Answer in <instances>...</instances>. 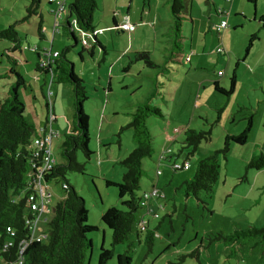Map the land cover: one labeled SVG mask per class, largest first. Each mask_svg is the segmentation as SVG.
Here are the masks:
<instances>
[{"label":"rangeland","instance_id":"obj_1","mask_svg":"<svg viewBox=\"0 0 264 264\" xmlns=\"http://www.w3.org/2000/svg\"><path fill=\"white\" fill-rule=\"evenodd\" d=\"M30 1L0 0V31L20 21L25 16V9ZM161 1L163 4L159 8L157 0H97L95 23L101 24V28L113 26V17L119 14L124 18L132 6L134 20L139 22L143 17V27L139 30L146 32L143 38L144 50L152 51L161 60L167 52L166 49L170 47L172 38V28L169 30L170 34L167 28L172 22L171 12L165 6V0ZM41 4L44 16L50 18L48 12L55 10L56 4H50L48 0H41ZM219 9H223L224 13L228 14L220 15ZM157 14L160 15L159 31L151 24L152 16ZM105 17L108 19V24L104 21ZM263 17L264 0H234L230 3L227 0H188V11L185 14L182 30L180 64L174 63L176 72H173V78L176 79L166 77L162 80L165 85L160 86V94L155 93L154 105L167 115V119L152 118L148 121L154 136L156 152L152 158L144 160L148 176L141 180V184L144 190H151L153 180H157L160 171L158 187L165 192V197L150 200L152 214H148L144 208L138 215L139 218L149 220L151 228L155 229L158 226L159 228L151 253H148L143 242L145 233H142L140 243L136 233L133 234L135 248L132 264H167L181 254H188L194 250L199 251V257L188 258L185 264H264V240L260 237L243 242L234 249L223 243L211 242V238L219 233L231 235L238 230L264 226V171L246 170L248 161L252 157L260 153L264 154ZM221 20L227 22L228 28L218 33L217 25ZM39 22V17H33L30 24H21L17 27L21 35L27 39H24L22 53H16L20 65L18 70L27 81L26 89L23 87L19 89V98L26 109L25 117L38 129L46 125V121L51 116V111L46 106L48 100L46 96L49 95L52 80L51 76L46 80L42 77L40 82L33 79L34 74H37L34 71L36 54L33 55L32 63L28 65L22 64V60H25L23 53L30 54L35 43L42 46L46 44L48 47L51 45L52 35L47 41L41 40L38 35ZM124 35H118L115 29L113 31L105 29V32L100 33V42L104 45L109 42V57L115 55L116 57L113 58L116 59L121 55V51L125 49ZM254 35L258 39L253 41V47H250L247 53L250 39ZM76 36L79 40H84L81 33L77 32ZM63 37L70 46L73 45L70 37L65 35ZM57 40H54V49L58 46L60 50L66 47ZM112 40H115L117 52L112 47ZM88 42L91 46L94 44L93 39ZM4 44L11 46L7 41L0 42V67L8 65V58L4 55L8 52ZM120 46L121 48H118ZM220 47L226 50V55L218 53ZM82 49L83 47L78 43L71 50L69 58L74 65L75 73L85 83L88 100L83 104V109L89 116L90 149L94 153L89 161L79 154V161L85 162V174L69 173L67 179L86 202L89 212L88 224L98 228L97 232L90 234L92 252L87 262V264H97L101 247L113 248L112 232L103 224L102 215L111 207L124 208L118 197V189L108 186L106 181L120 183L123 178L125 169L120 163L136 146L133 141V131L125 126L129 124L137 104L146 101L150 93L157 89L154 80L157 73L138 63L140 69L136 71L132 69L130 78L124 71L127 64L118 66L113 72L110 71L109 63L102 62L105 55L99 47H95L93 57L84 52L83 59L80 58ZM188 57L190 59L192 57L191 64L187 61ZM198 62L200 65H197ZM186 70L195 74L187 75ZM234 70L236 92L230 97L219 94L213 82L220 79L225 86L222 88L229 89ZM219 71L226 76L220 77ZM199 73H205L209 84ZM9 82L12 80H8L7 75L0 78V96L7 91ZM51 88L55 94L57 113V121L54 122L53 129L59 135L53 139L51 150L56 162H60V146L65 135L73 131L74 97L68 83L59 84L55 81ZM198 91L201 94L200 99ZM165 92L168 94L164 101L162 93ZM243 107L246 109L240 110ZM247 114L254 116L250 137L243 146L232 144L227 159L220 160L219 181L215 183L213 191L200 192L198 198L192 196L186 198L183 183L193 178L201 159L223 147L228 132L237 135L243 131ZM158 124H161V127ZM185 126L203 131L212 129L211 141L201 144L193 158L189 159L188 164L191 169L189 172L174 171L170 163L159 165V154L164 145H168L167 147H171L173 152L179 154V163L182 164L188 158L187 148L179 153L184 136L177 135L176 141L174 143L171 141L175 130ZM164 136L168 140L166 143ZM46 186L52 195L51 209L64 197V190L61 184ZM154 213L159 215V219L154 217ZM48 214L49 217L52 216L51 212ZM168 214L170 217H165ZM164 217L165 220L162 222ZM45 221V218L39 221V229H46ZM114 249L116 254L109 264H117V255L124 253L126 247L118 245ZM1 263L3 264L2 258H0Z\"/></svg>","mask_w":264,"mask_h":264},{"label":"trees","instance_id":"obj_2","mask_svg":"<svg viewBox=\"0 0 264 264\" xmlns=\"http://www.w3.org/2000/svg\"><path fill=\"white\" fill-rule=\"evenodd\" d=\"M170 8L174 36L172 51L176 50L180 53L182 51V30L185 14L188 11V0H171ZM40 9L41 0H31L26 6L25 16L20 21H16L0 31V42L7 41L11 45L9 53L22 51L25 37L21 35L17 27L21 24H27L31 18L39 15ZM97 10V0H72L68 5L64 23L60 26V32L66 37H70L73 40V45H67L61 51L56 52L58 55L55 58L53 57L55 53L52 50L41 52L39 48H35L39 60L36 62L34 71L39 76H43L45 80L51 76L53 83L55 81L59 84L68 83L72 88L74 97V101H72L74 109L73 131L71 134L65 135L62 146H60L61 161L56 162L53 168L47 170L41 178L43 185L61 184L64 197L59 199L51 209L49 207L52 216L47 217V221H45L46 229L38 230L35 235L30 221H36L39 214L31 209L33 201L30 197H34V199L38 197L36 194L38 191L36 187L37 176L45 160L43 150H37L33 146L39 129L25 117L26 109L19 98V89L22 87L26 89L27 81L16 71L18 65L14 59L4 54L8 58L9 72L14 75L16 81L8 89V96L0 100V258H2L3 264H87L89 254L92 252L90 234L97 232L98 228L88 224L89 212L86 208V202L67 179L69 173L85 174V162L79 161V154L86 161H89L94 153L90 149L89 116L83 109V104L88 100L84 88L85 83L75 73L74 65L69 56L73 47H76L78 43L83 47L80 53L81 59H83L84 52L93 57L95 47H99L104 55H107L108 51L102 46L96 34L95 12ZM219 14L223 16L228 13L219 9ZM38 30L40 37L43 38L40 25ZM77 32L92 36L94 44L90 47L91 49L88 50L82 44L83 40L77 38ZM257 39L256 35L251 37L247 53L249 48L253 47V41ZM45 61L46 64L44 65ZM102 62H104V58ZM133 62H141L145 68L157 71L162 68L151 57V54L145 51L135 53ZM126 70L127 68L124 69V71ZM235 76L234 70L229 89H224L220 87L218 82H214L215 90L221 95L230 97L237 88ZM154 96L155 94L152 93L148 101L137 104L135 111L131 114L132 118L129 124L125 126L128 130L133 131V141L136 146L120 163L125 169L121 182L106 181L108 186L118 189V197L124 208L111 207L102 215L103 224L112 232L111 246L113 248L108 249L102 246L97 264H109L116 254L114 248L118 245H123L126 249L124 253L117 255V264H132V254L135 248V241L132 240L134 233H136L139 243L142 240V233H145L143 242L148 253H151L154 247L159 226L154 229L148 225L145 232H141L138 227L140 223L138 213L142 209V194L146 192L141 180L148 176L147 169L144 167V160L152 158L156 152L154 136L148 126V121L152 118L167 119V115L153 105ZM51 97L46 103L48 110L49 102L53 101ZM253 118V115L248 116L241 133L237 135L228 134L224 138L223 147L220 150L214 151L199 161L193 178L183 183L186 198L191 196L198 198L200 192L211 193L213 191L215 183L219 181L220 160L227 159L232 144L240 146L246 144L252 132ZM181 134L184 136V142L179 153L186 148L189 150L188 158L183 162L185 164L189 162L191 157L193 158L201 144L211 141L212 129L203 131L185 126L175 130V135L171 141L174 143L177 135ZM164 141H168L166 136H164ZM171 158H179V154L174 152L161 164H169ZM158 164H160L159 161ZM252 169L264 171V154L260 153L248 161L246 170ZM160 176L161 172L160 175L157 174V177ZM165 217H170V214ZM165 217L162 222H164ZM42 219L43 217L40 218L41 221ZM43 234L46 235L44 239L39 237ZM256 237L264 240V226L238 230L231 235L219 233L211 238V242L223 243L234 249L241 243ZM197 257H199V251L194 250L188 254H181L167 264H185L188 258Z\"/></svg>","mask_w":264,"mask_h":264},{"label":"crops","instance_id":"obj_3","mask_svg":"<svg viewBox=\"0 0 264 264\" xmlns=\"http://www.w3.org/2000/svg\"><path fill=\"white\" fill-rule=\"evenodd\" d=\"M72 0H68L67 1V4L69 5L70 4V2H71ZM170 1L171 0H165V2H166V7L168 8V10L171 12V8H170ZM234 0H232L231 2H233ZM49 3V2H48ZM132 3H133V1H132ZM51 4V3H50ZM161 4H163L162 3V1L161 0H157V6L160 8V6H161ZM56 8V7H55ZM41 9H42V4H41ZM41 9H40V14L39 15H37V16H34V17H39L40 18V22L37 24V30H38V28H39V25H40V28H41V32H42V34H43V38H41V40H43V41H47V40H49L50 39V37H51V35H52V40L50 41V46L48 47L46 44H43V46H42V44H39V43H35V45H34V47H33V49L31 50V52H29L30 54H24V53H26V52H24L23 53V55H24V58H25V60L23 61L22 60V64H24V65H28V64H30V63H32V61H33V55L34 54H36V57H37V59H36V62H37V60H39V57L37 56L38 54H37V52H35V48L37 47V48H39V50L42 52V51H44V50H52L54 53H56V52H59V51H61L60 49H59V46L58 47H55V49H54V44H55V42H54V40H56V39H58L57 41H58V43H62L63 45L62 46H67V45H69V43L67 42V40L63 37L64 35L62 34V32H60V29H61V27H59V28H57L56 30H55V27H54V25H55V20H54V16H53V14H52V11H53V9L52 10H49V12H48V14H49V16H50V18H46L45 16H44V14H43V12L41 11ZM132 13H133V8H132V6H130V10L128 11V12H126V15H125V17L124 18H121V15H119V14H117V16L116 17H113V26H110V25H108V27H106V28H101L102 26H101V24L99 25V23H98V25H96L95 27H96V29H97V31L98 30H100V31H104L105 32V29L107 30V29H109V31H113L114 29L116 30V32H117V34L118 35H121V34H125L124 36H123V39L125 40V42H124V50L123 51H121V55L120 56H118L116 59L115 58H113V57H116L115 55H111L110 57H109V50H108V47H109V42H106L105 44L107 45H104V44H102L101 42V44H102V46L103 47H105V49L108 51L107 52V55L104 57V62L106 61V62H108L109 63V65H110V71H115V68H117L118 66H125L126 64L128 65H126L125 67H124V69L125 68H127V70L125 71L127 74V76H129L130 78L132 77V75L130 74V72L132 71V69H134V71H136V70H138V69H140L139 67H138V63H141V62H133V58H132V55H134L135 56V53H137V52H144L145 50H144V48H143V43H144V40H143V38H144V36H146L145 34H146V32L144 31H142V30H139V28H141V27H143V25H142V23H144L143 22V20H142V18L143 17H141V19H140V21L139 22H141V24H139V22L138 21H136V20H134V17H133V15H132ZM65 18H66V16L64 17V19L61 21V25L64 23L63 21L65 20ZM160 18V15L159 14H157V15H155V16H152V23L151 24H153V26L155 27L154 29H157L158 31L161 29V27H160V25L158 24V19ZM32 19V18H31ZM31 19H30V21L27 23V24H30V22H31ZM104 21L108 24V19L105 17L104 18ZM126 21H128L130 24H131V26L133 27L132 28V30H129V31H122V30H120V27L126 22ZM149 22H151L150 20H149ZM50 24V25H49ZM96 24V23H95ZM60 25V26H61ZM156 25V26H155ZM172 26H173V22H171V24L170 25H168V34H170V29L172 28ZM112 27L114 28L113 30H112ZM173 29V28H172ZM172 29H171V44H170V47L169 48H165L166 50H167V52L164 54V56L162 57L163 59H161V60H159L156 56H155V54L152 52V51H149V52H147V53H150L151 54V57L152 58H154V60L156 61V63L160 66V67H162L161 68V70H160V68L158 69V71L157 70H155L156 71V78H154V80H155V83H156V88L157 89H154L153 91H152V93H159L160 94V86L161 85H165V83H163L162 82V80H165L166 79V77L167 78H169V79H171L172 78V80H175L176 78H173L174 77V71H175V64H180V61H179V59H180V57H181V53H178L176 50H174V51H172V47H173V33H172ZM39 31V30H38ZM127 33V34H126ZM38 35H39V32H38ZM59 37H58V36ZM99 35H100V33H97V38L99 39ZM40 36V35H39ZM57 36V37H56ZM26 39H27V37H26ZM25 39V40H26ZM91 40L92 39V37H90V38H87L86 39V43H87V46H86V48L89 50V49H91L90 47H91V45L89 44V40ZM156 41L158 40V38H156L155 39ZM2 42V41H1ZM111 44H112V47H113V49H114V51L115 52H117V50H116V48L117 47H115L116 45H115V40H112V42H111ZM4 45H6V44H4ZM10 46V45H9ZM6 47H7V52H8V54H6V55H8L11 59H14V61L17 63V65H18V67H17V69H16V71L17 72H19L20 74H21V72L18 70L19 69V60H18V57L16 56V53H18V52H16V53H13V54H11V53H9V49H10V47H8V45H6ZM182 47V46H181ZM118 48H121V46L120 47H118ZM154 49H156V47L154 48ZM225 50V49H224ZM21 52V51H20ZM146 52V51H145ZM22 53V52H21ZM94 54H95V49H94ZM227 54V52H226V50H225V54L224 55H226ZM107 57V58H106ZM113 58V59H112ZM132 58V59H131ZM246 58V57H245ZM119 60V61H118ZM246 60V59H245ZM127 61H128V63H127ZM7 62H8V59H7ZM188 62H190V64H191V62H192V57H191V59L188 61ZM175 63V64H174ZM8 65H2L1 67H0V78H4V76L5 75H7V77H8V80H12V82H9L8 84H7V86H8V89L10 88V86L11 85H13L14 83H15V78H14V75L13 74H10V72H9V69H10V66H9V63H7ZM143 64V63H142ZM144 65V64H143ZM197 65H200V63L198 62V64ZM145 66V65H144ZM198 67H200V66H198ZM149 69V68H148ZM3 70V71H2ZM5 70H7L6 72H8L7 74H6V72L4 73V71ZM151 70H153V69H151ZM176 72V71H175ZM180 72H182V71H180ZM186 72V74L187 75H191L192 73H194L195 74V72H192V71H190V70H186L185 71ZM220 72V71H219ZM220 73H222V72H220ZM199 74H202L201 76L203 77V79L205 80V82L206 83H208L209 84V82H208V79L205 77V73H199ZM22 75V74H21ZM35 76H33L32 78L34 79V80H36V81H38V82H40V80H41V78L43 77V76H39L38 74H34ZM218 75H219V73H218ZM23 76V75H22ZM220 76V75H219ZM223 76H226V74H223L222 76H220V77H223ZM236 77V76H235ZM44 78V77H43ZM171 80V81H172ZM214 82H218L219 83V85H220V87H225L224 86V84H223V82L222 81H220V79H217L216 81H214ZM213 82V83H214ZM46 83V82H45ZM110 83H111V81H110ZM53 84V82L51 83V85ZM51 85H50V87H49V89L53 92V90H52V88H51ZM158 86V87H157ZM237 87V86H236ZM8 89H7V91L3 94V96H0V100L1 99H4V98H6L7 96H8ZM225 89V88H224ZM49 92V91H48ZM236 92V91H235ZM152 93H150V94H152ZM163 94V96H162V99H164V101L166 100V94H168L167 92H165V93H162ZM198 97H199V99H200V92L198 91ZM54 96H55V94H54V92H53V96L51 97L52 98V104H53V113H54V122L55 121H57V118H56V116H57V113H56V108H55V100H54ZM48 99H49V95L47 94V96H46ZM149 97H150V95L146 98V101H148L149 100ZM146 101H144V102H146ZM143 102V101H142ZM152 103H153V105L155 104V96H154V99L152 100ZM243 109H246L245 107H243V108H241L240 110H243ZM250 117L251 115H248L247 114V117ZM246 117V118H247ZM254 117V116H253ZM245 118V119H246ZM253 120H254V118H253ZM54 124V123H53ZM45 126V125H44ZM44 126H42V127H44ZM158 126L159 127H161V124H158ZM239 126V125H238ZM40 128H41V126H40ZM39 128V129H40ZM239 128H241L242 129V127L241 126H239ZM38 129V128H37ZM228 134H233L232 132H228ZM227 134V135H228ZM234 135V134H233ZM164 143H166L165 141H164ZM52 145H53V141H52ZM167 146L168 145H164L163 147H161V149L162 150H160V152H162L163 150H165L166 148H167ZM172 160H173V162H177V163H179V161H178V158H171ZM181 164V163H180ZM160 165V164H159ZM158 165V166H159ZM191 169H189L187 172H189ZM159 178L160 177H158V178H156L157 180H153V186H155L154 188H158L159 189V187H158V180H159ZM154 188H152L151 190H153ZM151 190H148V191H151ZM159 190H161V189H159ZM145 191H147L146 189H145ZM162 191V193H164L165 194V192L163 191V190H161ZM165 196V195H164ZM149 206L151 207V203L149 202ZM42 217L43 218H45L46 219V221H47V217H49V214H44V215H42Z\"/></svg>","mask_w":264,"mask_h":264},{"label":"built area","instance_id":"obj_4","mask_svg":"<svg viewBox=\"0 0 264 264\" xmlns=\"http://www.w3.org/2000/svg\"><path fill=\"white\" fill-rule=\"evenodd\" d=\"M49 3L52 4H56V8L55 10L52 11V14L54 16V20H55V30L57 28L60 27L61 25V21L64 19L65 16H67V10H68V4L67 1L68 0H48ZM232 0H227V2H231ZM132 26L131 24L126 21L121 27L120 29L123 31H128V30H132ZM228 28V24L227 22L221 20L220 24L217 25V32H223ZM103 31H97V33H102ZM84 36V40L82 41V44H84L85 46H87L86 43V39L92 37L90 34H82ZM218 53H221V55L225 54V50L223 48H218ZM58 53H55L53 55V57H57ZM190 60V57L187 58V61ZM44 65L46 64V61L43 63ZM219 75L222 76L223 73L219 72ZM53 95V92L49 89V96L51 97ZM49 109L51 111V116L50 119L47 120V124L45 125V127H41L38 130V136L37 138L35 137L34 139V147H36L37 150L42 151L43 150V155H44V162L42 164V168L39 170L38 172V176H37V195L38 197H36L34 199V197H30V199L33 201L32 202V206L31 209L37 214H39L38 218L36 219V221H30L31 227L33 228V234L35 235L36 232L39 229V221L40 218L42 217V215L44 214H48L50 213L49 207L51 206V198L52 195L50 194V190L48 189V187L46 185L42 184V176L44 175V173L47 170H51L53 168V165L56 163V158L53 157L52 155V151H51V146H52V141L53 139H55V137L59 136L55 130L53 129V122H54V114H53V108H52V102H49ZM174 152L172 151L171 147H167L165 150L162 151V153L159 156V162L160 164L165 161L167 159L168 156L173 155ZM170 166L172 168V170H186L188 171L190 169L189 164L186 162L185 164L182 163H177V162H173L172 159H170ZM158 175H160V172H158ZM165 194L162 193L161 190H159L158 188H154L151 191H146L144 194H142V201H141V207L142 209L146 208L147 213L148 214H152V209L149 206V202L151 199H159V198H164ZM141 209V210H142ZM154 217L156 219H159V215L154 213ZM140 223L138 224L139 230L141 232H145L146 229L148 228V225H150V221L149 220H145V218H139ZM46 235H42L39 236L40 238H45Z\"/></svg>","mask_w":264,"mask_h":264}]
</instances>
